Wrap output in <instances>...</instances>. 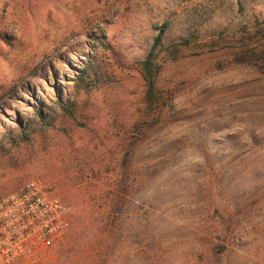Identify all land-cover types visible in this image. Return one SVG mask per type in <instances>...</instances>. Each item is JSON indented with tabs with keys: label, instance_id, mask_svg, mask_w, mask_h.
<instances>
[{
	"label": "rangeland",
	"instance_id": "374dc122",
	"mask_svg": "<svg viewBox=\"0 0 264 264\" xmlns=\"http://www.w3.org/2000/svg\"><path fill=\"white\" fill-rule=\"evenodd\" d=\"M30 1L0 0L14 41H0V140L35 130L15 161L0 151V198L42 182L70 208L58 246L86 217L67 264H264V74L196 46L264 21V0ZM166 23L162 47L179 51L161 74L165 106L144 119L138 63ZM84 68L99 87L77 96ZM69 99L86 125L61 118ZM39 110L57 127H39ZM72 176L81 188L60 181ZM124 190L110 222L106 198ZM88 194L97 203L84 217Z\"/></svg>",
	"mask_w": 264,
	"mask_h": 264
},
{
	"label": "trees",
	"instance_id": "16d2710c",
	"mask_svg": "<svg viewBox=\"0 0 264 264\" xmlns=\"http://www.w3.org/2000/svg\"><path fill=\"white\" fill-rule=\"evenodd\" d=\"M30 3V0H26ZM169 28V24H164L159 29V34L154 40V44L149 54L145 58V60L138 63L141 74L143 76V80L145 83V93L143 96V104H144V119L151 115H154L161 110L164 104L165 92L161 85V74L164 69V64L167 60L174 59L172 56L175 53H178L179 47L177 45H170L167 48H163V38L165 37L167 30ZM0 41L8 46H12L14 43L13 39L8 36L5 31L0 32ZM191 42L187 41L181 44L183 47H190ZM201 49L203 54H211L215 55L220 52H226L229 55V64H235L240 66H252L255 67L259 72L264 74V21H257L255 24H244L239 29L231 32V33H220L215 36V38L203 44L196 45ZM192 49H196L195 47ZM202 55L199 52H196V55ZM92 63V62H90ZM92 65V64H90ZM77 84H76V95L78 96L81 91H85L87 94L91 93L94 89L99 87V81L94 80L90 77L89 69L84 68L81 75L78 76ZM60 116L63 119H70L73 121H81L83 116L82 105L78 99L71 100L69 99L66 102L59 101L58 102ZM39 121V127H50L56 128L57 121L56 118L54 120H48L47 117L44 116L42 110L36 111ZM142 121L139 120L135 122V127L141 128ZM80 124L84 125L85 122H80ZM86 125V124H85ZM35 130L30 128H26L21 126L19 128L16 136L10 135L8 137H4L0 140V151L7 154L9 160L11 162L15 161L13 150L20 149L22 146H32L35 142L34 138ZM124 169L127 170V164H124ZM90 172L94 175L95 167H90ZM65 185L68 188H81L82 181L81 179H77L72 176L69 178H65L63 180ZM84 187H88L87 185ZM122 191L116 192L112 197L107 196L106 200L109 201L110 208L112 210L111 221L116 219L119 211L123 206V194ZM76 194V193H75ZM82 195V194H81ZM81 195L76 194L75 197L79 203H83L81 200ZM86 200L91 208H82V215L84 217L85 214L90 210L94 209L93 205L97 203V197L95 195L88 194L86 195ZM80 211V212H81ZM86 218V217H85ZM83 218L82 222L76 225V230L73 233L72 239L67 243H61L57 246L53 251L54 257H57L56 263L61 261V264H67V261L74 255L73 251H75L78 244H76L78 240L77 231L79 227L85 225L86 219ZM112 226H115L112 224ZM227 250V248L223 245H220L216 248L217 253H223ZM69 263V262H68Z\"/></svg>",
	"mask_w": 264,
	"mask_h": 264
},
{
	"label": "built area",
	"instance_id": "2783aa9c",
	"mask_svg": "<svg viewBox=\"0 0 264 264\" xmlns=\"http://www.w3.org/2000/svg\"><path fill=\"white\" fill-rule=\"evenodd\" d=\"M70 208L40 181L0 198V264L53 251L69 228Z\"/></svg>",
	"mask_w": 264,
	"mask_h": 264
}]
</instances>
